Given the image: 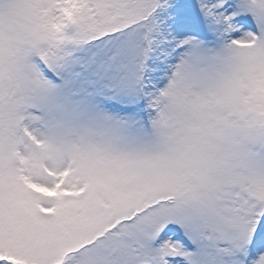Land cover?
<instances>
[{"label":"snow or ice","instance_id":"6c2138e0","mask_svg":"<svg viewBox=\"0 0 264 264\" xmlns=\"http://www.w3.org/2000/svg\"><path fill=\"white\" fill-rule=\"evenodd\" d=\"M0 264H264V0H0Z\"/></svg>","mask_w":264,"mask_h":264}]
</instances>
